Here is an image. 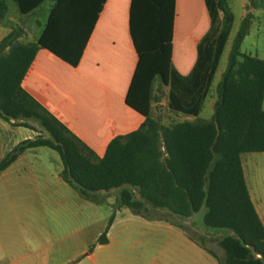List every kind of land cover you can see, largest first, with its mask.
<instances>
[{
    "label": "trees",
    "instance_id": "trees-1",
    "mask_svg": "<svg viewBox=\"0 0 264 264\" xmlns=\"http://www.w3.org/2000/svg\"><path fill=\"white\" fill-rule=\"evenodd\" d=\"M28 14L44 0H15ZM175 0H130L128 27L137 62L125 103L144 116L135 130L112 138L96 158L80 139L30 96L21 80L40 47L75 66L104 0H53L42 31L33 41L20 40L13 26L0 40V117L47 133L21 141L1 160L0 172L26 149L46 146L58 152L60 177L85 198L119 189L117 207L149 217L148 207L189 217L205 206L202 222L224 234L221 264H264V225L250 199L240 162L244 152L264 151V60L242 53L251 15L240 21L225 69L216 84L210 118L199 113L227 42L233 14L227 0H204L210 26L199 40L191 71L172 65ZM7 12L0 0V21ZM221 12V17H219ZM168 87L167 108L183 119L163 124L151 113L154 87ZM37 132V131H36ZM97 238L107 242V230ZM180 227L186 228L179 224ZM190 239L215 255L201 237Z\"/></svg>",
    "mask_w": 264,
    "mask_h": 264
},
{
    "label": "crops",
    "instance_id": "crops-1",
    "mask_svg": "<svg viewBox=\"0 0 264 264\" xmlns=\"http://www.w3.org/2000/svg\"><path fill=\"white\" fill-rule=\"evenodd\" d=\"M46 1L47 6L42 8ZM5 2L7 12L3 22L0 21V40L13 26L23 29L20 40H35L42 31L53 0H44L26 15L19 12L15 0ZM227 3L233 14V23L223 52H229L241 19L250 13L249 30L240 44V51L264 60V0H238V9L234 8L232 0H227ZM129 7L130 0H104L75 66L40 47L21 80L22 88L91 149L96 158L104 154L112 138L137 129L144 121L142 114L125 103L137 62L128 27ZM26 17L34 20L35 26L30 30L21 24ZM209 26L210 18L204 0H175L171 61L180 74L186 75L191 71L196 60L197 44ZM249 36L257 38L258 42L253 50H242L243 42ZM222 72L218 73L219 79ZM156 90L157 86L154 87L151 103L153 116ZM212 97L213 107L216 95ZM262 107L264 109V96ZM37 134L12 119L6 121L0 117V160L18 143ZM26 150L0 172V264H94L97 257L95 251L90 252L87 258L83 256L87 241L91 239V231L87 230L85 223L70 218L55 219L56 211L61 207H70L67 204L71 198L74 200L77 189L62 180V167L58 166L55 173L50 172L48 159L23 157ZM240 162L250 199L264 225V151L241 153ZM24 164L29 165V171L25 166L20 167ZM33 168L36 171H32ZM44 212H49L50 218H44ZM136 215L144 224L174 231L176 239H180L185 248H198L194 252L199 264H221L222 252L219 249L215 251L208 247L215 255L208 253L190 239L179 224L164 218L148 219ZM113 227L112 220L107 230V242L97 243L100 248L109 246L115 239ZM184 231L186 236L181 237ZM141 240L149 246L155 242L154 237L136 239L130 233L125 234L117 238L115 252L100 256V264H137L127 259L117 260V257L123 253L126 256V252L133 251ZM187 255L185 252V259Z\"/></svg>",
    "mask_w": 264,
    "mask_h": 264
},
{
    "label": "rangeland",
    "instance_id": "rangeland-1",
    "mask_svg": "<svg viewBox=\"0 0 264 264\" xmlns=\"http://www.w3.org/2000/svg\"><path fill=\"white\" fill-rule=\"evenodd\" d=\"M237 1L238 0H232L234 8L238 9ZM47 2L48 1L42 5V8L47 6ZM237 9L236 14L239 12ZM237 23L238 20H236V24ZM21 24L27 30H30L35 26L34 20L31 17L22 19ZM257 42V38L253 36L247 37L243 42L242 50H253V47ZM227 54L228 51L225 50L221 56L213 84L202 105V109L199 114L200 118L208 119L213 112V107L211 105V101L213 99L212 95H216L215 86L219 80L218 73L223 71L226 66ZM156 86L157 92L155 96L154 116L159 118L163 124H170L178 120H183L185 118L184 116L175 114L167 108V87L161 84ZM30 124L38 133L43 136H47V133L44 132L37 123L30 122ZM23 157L48 159L50 162L48 165L49 171L53 173L58 171V166L62 167V161L58 152L46 146H38L36 148L28 149L23 153ZM24 166L26 167V171H29V165H20V167ZM32 171H36V169L33 168ZM30 182L34 183L33 181ZM51 188L54 189L55 187L52 186ZM118 195L119 189H112L105 194H95L94 198H85L79 194L78 190H76L74 200L71 198L68 202L69 204H67L70 205V207H61L55 212V219H74L78 223H85L87 230L91 231V239L90 241H87L86 250L83 253V256L85 255L84 257L87 258L90 252L95 251L97 257L94 264H100L101 255H109L113 251L115 252L118 246L117 238L130 233V235H133L136 239L154 237L155 242L151 243L149 246L145 243V240H141V244L135 245L133 251L128 250L126 252V256L123 253V256L121 255L117 257V260L127 259L136 261L137 264H184L185 261H187V264H199L198 256L194 252L195 249L198 248H192L191 246L185 248V246L180 243L181 240L176 239V233L174 231L160 226L155 227L154 225L144 224L140 221L141 218H139V216L127 207H121L118 209L116 206ZM205 209V206H202L200 210L193 215L189 217H182L174 215L167 210L148 207L147 214L149 217L144 218H164L171 222L183 225L189 233H192L197 237H201L207 247L215 251H218L219 249L222 252L220 259L223 260L224 254L222 248L218 246V239L224 234V232L222 230L206 226L202 222V216ZM42 215L44 218H50L51 214L49 212H44ZM111 215L114 216V227L112 232L115 239L109 244V246H103V248H100L98 246L99 244H97V238L104 230ZM185 236L186 233L184 231V234H181V237ZM150 247L151 249H149ZM185 252L188 254L186 259L184 256Z\"/></svg>",
    "mask_w": 264,
    "mask_h": 264
}]
</instances>
